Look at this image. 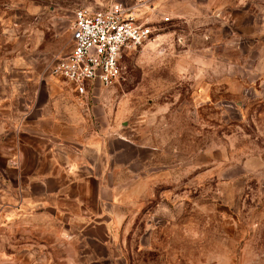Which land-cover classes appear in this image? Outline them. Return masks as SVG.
Returning <instances> with one entry per match:
<instances>
[{
	"label": "rangeland",
	"instance_id": "rangeland-1",
	"mask_svg": "<svg viewBox=\"0 0 264 264\" xmlns=\"http://www.w3.org/2000/svg\"><path fill=\"white\" fill-rule=\"evenodd\" d=\"M113 1L0 0V264H264V0H150L159 29L79 97L51 69ZM17 125L91 160L79 206L41 205Z\"/></svg>",
	"mask_w": 264,
	"mask_h": 264
},
{
	"label": "built area",
	"instance_id": "built-area-1",
	"mask_svg": "<svg viewBox=\"0 0 264 264\" xmlns=\"http://www.w3.org/2000/svg\"><path fill=\"white\" fill-rule=\"evenodd\" d=\"M150 7V0H134L129 5L113 1L98 11L77 8L70 23V49L51 73L62 77L79 97L88 88L115 85L123 78L126 52L142 46L159 29L143 16ZM161 19L169 21L168 16Z\"/></svg>",
	"mask_w": 264,
	"mask_h": 264
},
{
	"label": "crops",
	"instance_id": "crops-1",
	"mask_svg": "<svg viewBox=\"0 0 264 264\" xmlns=\"http://www.w3.org/2000/svg\"><path fill=\"white\" fill-rule=\"evenodd\" d=\"M12 132V137L3 140L6 144L4 146L14 150L13 155L16 156L15 161L18 165L17 172H24L23 176L28 179V184L37 183L41 186L42 193L39 198L51 194L56 199L55 205L60 206L61 201L65 202L67 199L73 202V205L79 206L83 202L81 198L87 195L84 189L85 184L93 179L86 174L90 173L89 162L92 164L91 160L88 162L89 158L85 157L87 160L84 161L81 156L73 158L63 148L55 146L48 140L47 129L43 131L36 126L17 125L13 127ZM22 165H25V169ZM49 183H52V190L48 189ZM42 203L43 198L41 205ZM63 209L66 211L64 203H62L61 211ZM67 211L73 213L76 210L69 208Z\"/></svg>",
	"mask_w": 264,
	"mask_h": 264
}]
</instances>
